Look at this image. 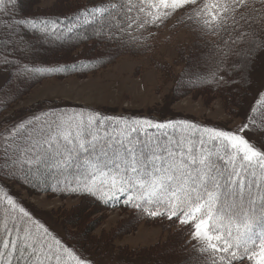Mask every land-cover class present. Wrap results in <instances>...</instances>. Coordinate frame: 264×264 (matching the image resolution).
<instances>
[{
	"label": "snow or ice",
	"instance_id": "6c2138e0",
	"mask_svg": "<svg viewBox=\"0 0 264 264\" xmlns=\"http://www.w3.org/2000/svg\"><path fill=\"white\" fill-rule=\"evenodd\" d=\"M19 5L20 0H0V33L20 38L24 30L45 35L77 30L75 18L25 16ZM178 13L201 39L219 37L205 39L212 44V68L186 70L189 84L251 86L255 61L264 53V0H99L81 10L85 23L91 17L100 25L101 40L124 46L129 44L124 36L137 46L134 32L163 26ZM0 44V69L16 65L8 59L20 51L15 41L0 36ZM77 63L79 58L57 68L24 64L20 73L75 69ZM257 120L264 123V85L235 130L51 110L43 119L37 115L13 125L0 134V264H93L6 183L15 180L35 190L41 178L59 183L68 177L74 194L123 197L141 213L177 224L188 253L185 264H264V147L248 135ZM41 190L55 191L51 185Z\"/></svg>",
	"mask_w": 264,
	"mask_h": 264
},
{
	"label": "rangeland",
	"instance_id": "374dc122",
	"mask_svg": "<svg viewBox=\"0 0 264 264\" xmlns=\"http://www.w3.org/2000/svg\"><path fill=\"white\" fill-rule=\"evenodd\" d=\"M31 1L35 4H29ZM94 1L20 0L17 11L22 12L26 5L23 10L25 16H32L35 11L41 15L51 12L79 16L81 8ZM178 16L179 13L158 28L150 27L151 35L145 42L147 52L129 53L125 46L99 41H88L70 53L57 52L59 57L50 58V63L60 60L67 63L75 56L86 59L108 55L110 60L102 59L101 66L84 75L49 76L29 86L25 95L0 114V134L7 135L6 130L13 125L21 121L28 123L34 116L49 113L50 110L75 108L85 113L123 116L130 120L152 118L153 121H167L182 116L209 126L237 129L244 123L245 113L254 103L257 90L264 85V53L255 61L251 86L244 81L230 87L207 83L191 86L185 71L207 68L201 63V57H206L209 62L213 51L212 47L200 41L201 38L191 27L180 22ZM205 39L214 42L219 37L209 35ZM49 44L50 48L57 46ZM49 54L44 58L53 56ZM10 82V74L6 69H0V92L4 86L12 88L18 81ZM19 82L23 83V79ZM248 135L264 147L263 128L256 125ZM9 184L11 193L22 200L37 218L81 249L93 264H168L175 257L182 262L188 255L183 248L184 235L177 224L166 218L139 222V216L128 208L104 209L90 198L87 201L79 197L38 194L16 182ZM93 202L96 205H92ZM80 206L97 208L93 210L95 227L89 235L83 230L73 229V225L65 220V215ZM68 232H78L75 244L68 241ZM99 246L101 251L97 250Z\"/></svg>",
	"mask_w": 264,
	"mask_h": 264
},
{
	"label": "trees",
	"instance_id": "16d2710c",
	"mask_svg": "<svg viewBox=\"0 0 264 264\" xmlns=\"http://www.w3.org/2000/svg\"><path fill=\"white\" fill-rule=\"evenodd\" d=\"M113 1V0H112ZM99 0H96L94 2H92V4H88L86 6H93L95 4H98ZM29 4H35V2L31 1L29 2ZM26 5L23 6V10H25ZM84 8V7H83ZM81 8V10L83 9ZM22 10V13H24ZM36 14H32V16H38V12H34ZM25 14V13H24ZM80 16V17H79ZM79 16H71L69 14L64 15L63 13H54L51 14L48 13V15H41V13L39 14L38 17H48V18H53L55 19L56 17H59L61 20H63L65 17H69V18H75L71 20V24H74L76 27V31L73 32H68L66 29L63 31H58L55 35H45L43 33H39V32H32V31H28V30H24L20 33V38H17L15 36V34H10L7 32H3L1 33V36H3L5 39L8 38L9 36H11V39L13 41H15L14 46L19 48L20 51L17 52L14 56H9L8 59H13L17 61L16 65H10L6 71L10 74L11 76V82L9 84L12 83L13 80H17L18 82L14 85H12V88L9 86H4L2 91L0 92V114L6 110L7 108L10 107L11 103H13L15 100L19 99L20 97H22L23 95L26 94V92L28 91L29 86H31L32 84L41 81L42 79H44L45 77H49V76H55V77H59V76H65V75H71V76H75V75H84L85 73L90 72L91 70L97 68L98 66H101L103 62H101L102 59H106L107 61L110 60V57L108 55H98V56H93L92 58H94L91 63L88 62L87 59H79L80 63H77L76 68L73 69L71 67L64 69V68H60L59 71H45L43 73H30L28 75H22L20 73V67L23 66L24 64H27L29 66V68H57L58 66H62L65 64L71 65L73 63H75L77 61V56L72 57L70 59L67 60V63L62 62V60H60L61 62H55V63H50L51 59L50 58H58L59 56H57V52H66V53H70L72 52L75 48H77L79 45H83L85 43H87L88 41H99L102 43H116L119 46H124L120 41L116 40V39H112L111 41L108 39H103L105 42H103L101 40V38L99 37L100 33H101V27L99 24H97L91 17L88 18L89 22L85 23L84 22V18L81 15ZM61 27L63 28V24H61ZM18 31H20L18 29ZM104 31H107V29H105ZM149 33H151L150 31L148 32H144V33H140V32H134L132 35L134 37H136V40L134 41L135 45L137 46H133V42H132V38L129 36H124L123 39L124 40H128L129 44L127 46H125L126 48H128V52L129 53H138V51L142 52L145 51L147 52V45L145 44L148 36L150 35ZM119 35V33H117V36ZM85 37H88L87 40H85ZM204 39H201L200 41L204 44V45H208L210 47H212V44L210 45V43H205V41H203ZM49 43H54L57 44V46L50 48L49 47ZM49 44V45H48ZM3 45L0 44V49H3ZM51 49L53 51H51ZM47 53H51L49 55H53V56H48L46 58H44V55H46ZM212 56L211 61L208 62L209 59H206V57H201V63L206 65L207 68H200L198 71H201L202 69H206L203 70L201 72H207L209 69L212 68L213 66V60H214V54L211 53L210 54ZM0 59H2V56H0ZM96 63H98L97 65H95ZM81 65H84V67H82ZM20 79H23V83L19 82ZM209 85H213V86H217L214 83H207ZM81 112L80 109L75 108L74 110H68V111H63V109L54 111L57 113H62V112ZM49 114L47 113H43L42 115L40 114L39 116L41 117V119H43L45 117V115ZM109 117V116H108ZM150 120H153L152 118H149ZM169 120H175V121H190L193 122L197 125H201V126H209V125H205L202 124L200 122H196V121H192L189 118L186 117H177V118H173V119H169ZM155 121V120H154ZM157 121H166V120H157ZM168 121V120H167ZM256 125L263 128L264 129V123H262L260 120L256 121ZM215 127H219V128H223L221 125H216ZM224 129V128H223ZM23 179V177H21ZM73 178L72 177H68L67 181L64 180V178H60V182L57 183V180L55 179H48L47 182L45 183L43 178H41V183L39 184V186L33 190V188L31 187H27L29 189H31V191L38 193V194H42V193H48V194H54V195H58V196H71V197H79V198H84L85 200L88 201V198L93 199L94 201H96L95 203H97L99 206L103 207L104 209H125L128 208V210L133 211L135 216H139V222H141L140 220H156V221H161V218H152L149 217L143 213H141L138 209L133 208L132 206L129 207H125L123 205V197H120L118 200H109L108 197H104L103 199L99 198V193L97 194L96 197H93L91 195H86L83 193L80 194H74L71 189L72 187H75V185L73 183H71V180ZM12 182H16L19 185H24L18 181L15 180H7L6 183L9 185V183ZM48 185H51L52 188L55 189V191L52 190H47V191H43L41 190V188L47 187ZM107 201V202H105ZM94 202L92 205H96ZM88 204V203H87ZM116 207V208H114ZM97 209V208H95ZM95 209H90L89 206H80L75 208L74 210H72L71 212H69L67 215H65V220L67 223L72 224L73 225V229H80V231L83 230V233L86 235H89V233L92 232V230L95 227V221L96 219H93V210ZM86 227H88L87 231L85 232ZM124 228H128L126 226H124ZM78 232L72 234L70 232L67 233V239L68 241H72L75 244V239L77 236ZM106 249V248H105ZM97 250L101 251V246H99L97 248ZM151 251H153V249H151ZM180 256V255H179ZM185 260L180 262L179 258L175 257L174 259H170L168 261V264H184Z\"/></svg>",
	"mask_w": 264,
	"mask_h": 264
}]
</instances>
